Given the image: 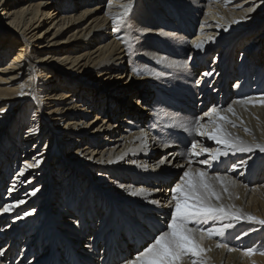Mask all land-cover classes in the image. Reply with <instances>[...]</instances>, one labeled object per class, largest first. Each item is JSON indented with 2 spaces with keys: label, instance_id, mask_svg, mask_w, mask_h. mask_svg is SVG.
<instances>
[{
  "label": "bare ground",
  "instance_id": "1",
  "mask_svg": "<svg viewBox=\"0 0 264 264\" xmlns=\"http://www.w3.org/2000/svg\"><path fill=\"white\" fill-rule=\"evenodd\" d=\"M127 2L0 0V104L7 102L0 112V203L25 201L0 214V264H123L135 256L168 218L169 188L183 171L153 168L160 155L184 163L177 154L192 138L165 127L173 121L253 96L255 106L233 104L236 115H227L238 126L229 131L264 143V0H134L128 23L114 24ZM194 39L205 41L203 51L192 48ZM164 142L171 146L161 148ZM239 158L246 155L230 156L220 170ZM35 160L39 166L18 177ZM240 171L230 174L241 186L222 202L264 218V156ZM9 176L8 189L16 185L10 195L3 189ZM120 184L149 191L134 197ZM252 227L257 231L235 239ZM226 239L231 247L264 249V229L256 225L240 223ZM215 244L205 241L209 264H264L258 252L245 257Z\"/></svg>",
  "mask_w": 264,
  "mask_h": 264
},
{
  "label": "snow or ice",
  "instance_id": "2",
  "mask_svg": "<svg viewBox=\"0 0 264 264\" xmlns=\"http://www.w3.org/2000/svg\"><path fill=\"white\" fill-rule=\"evenodd\" d=\"M112 0H109L111 5ZM122 12L118 17L113 18V22L125 24L130 19V14L134 8V0H128L126 4L121 5ZM249 8L248 11H253ZM239 23V21H233ZM131 28V25L129 24ZM119 29L113 28V31ZM144 31H150L145 29ZM164 35H171L165 33ZM209 41L213 37L207 38ZM127 43V42H126ZM192 48L198 51H203L205 41L194 39L191 42ZM165 57H159L157 63L164 64ZM168 67H187V64L168 63ZM213 72H204L203 77H210ZM196 85L199 86L201 81L196 80ZM233 87L239 88L237 83ZM20 95H24L23 92ZM256 97L246 96L241 100L233 101V104L253 105L255 106ZM233 104H229L226 108H221L213 105L208 111H205L200 116H194L186 121H173L167 124V129L179 130L192 139L185 146V151L178 153L184 159V163L173 164L172 159L167 155L162 156L156 163V168L168 164L173 167L182 169V174L178 180L169 188L170 199L167 202L169 215L166 221L157 229V234L150 243L142 247V250L136 252L135 256L125 258L123 264H209L210 258L208 253L212 251L211 247L205 245V241L216 239L215 247L217 249H225L228 252L240 251L245 257H252L259 253L264 256V249L257 250L253 247L244 249L231 247L227 242V236L231 230L236 228L240 223H248L259 226L264 229V218L245 213L235 204H224L223 198L225 195L228 199H232V189L241 186L242 182L236 176L230 173H236L239 169V175L243 176L247 171L249 161H252L254 156L260 154L264 156V143L252 142L249 143L243 140L240 136L229 131V126L232 128L238 125L229 118L227 114L236 115ZM260 106L264 107V92L259 97ZM3 109L0 108V112ZM205 117L208 119L205 120ZM245 132L249 129L245 128ZM148 133H142V144L147 145ZM212 141L214 146L206 145L204 141ZM161 148L167 149L171 146L169 142L161 143ZM238 154L246 155V158H239L232 162L223 171L219 165L224 164L230 156L235 157ZM203 157V158H201ZM123 157H121L122 159ZM91 159V157H89ZM175 159V157H173ZM113 161L109 160L108 163ZM135 164L136 161H130ZM40 160H35L34 163H26L22 168L18 177H23L27 169L39 166ZM198 165L194 167L193 165ZM147 167V165H141ZM246 190L247 184L242 185ZM13 184L7 191L10 195L15 189ZM121 188H128L131 196H143L148 189L143 187L133 189L131 185L120 184ZM264 187V185H261ZM39 191L38 188L31 192L35 196ZM152 191H160L159 188ZM239 199V196H236ZM152 204L160 205L159 200H151ZM25 203L24 200H17L15 203H5L0 206V214H10L14 208ZM35 211H25L23 215L17 214L16 219L21 220L24 217L32 215ZM257 231L256 227L242 231L235 236L236 240H241L248 236L251 232ZM4 252L0 250V256Z\"/></svg>",
  "mask_w": 264,
  "mask_h": 264
},
{
  "label": "rangeland",
  "instance_id": "3",
  "mask_svg": "<svg viewBox=\"0 0 264 264\" xmlns=\"http://www.w3.org/2000/svg\"><path fill=\"white\" fill-rule=\"evenodd\" d=\"M195 27H197V26H195ZM44 29V28H43ZM190 30V29H189ZM191 33H193V31L191 30ZM263 38H264V35H263ZM15 44L14 43H11L10 44V47H14L15 48ZM237 59H238V56H237ZM197 79L194 77V80H193V83L196 81ZM237 80V78H232V79H230L228 82V89H229V87L235 82ZM135 90V89H134ZM67 92V91H66ZM78 97H80V96H78ZM128 101H130V99H128ZM6 104H7V102H4V103H1L0 104V108H5L6 107ZM33 104H34V102H31V106H33ZM10 109V108H9ZM8 109V110H9ZM15 109L16 108H14V109H11L12 111H15ZM203 110H204V108H202ZM7 110V111H8ZM12 111H9L8 112V115L9 114H11L12 113ZM32 113H30L29 112V114H27V122L24 124L25 125V127H23V129H22V131H24L25 130V128L27 127V125H29L28 123H29V118H30V115H31ZM15 122L17 123L18 122V118H15ZM19 132V133H17L18 134V137H19V139L22 141V136H23V132ZM4 144V140L3 139H1V142H0V145H3ZM43 146H44V143H43ZM54 148V150H53V156H57L58 155V153H59V150H58V147L57 146H54L53 147ZM161 158V155L160 156H158V160ZM153 168H156V167H154L153 166ZM12 176V175H11ZM11 176H9V178L7 179V182H5V186L3 187V189L5 190V193L7 194V189H8V182L10 181V177ZM6 184H7V186H6ZM0 200H1V197H0ZM2 205V203H0V206ZM3 247V244H0V250H1V248ZM20 250L21 249H19V251H17V256L15 255L13 258L14 259H18V255H19V252H20ZM102 253V252H101ZM12 257V256H11ZM13 259V260H14Z\"/></svg>",
  "mask_w": 264,
  "mask_h": 264
}]
</instances>
